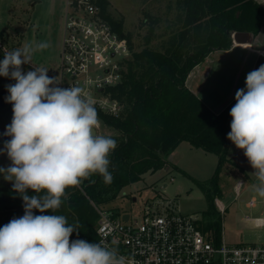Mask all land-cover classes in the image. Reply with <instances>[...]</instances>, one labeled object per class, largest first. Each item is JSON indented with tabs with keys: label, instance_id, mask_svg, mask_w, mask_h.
<instances>
[{
	"label": "trees",
	"instance_id": "obj_1",
	"mask_svg": "<svg viewBox=\"0 0 264 264\" xmlns=\"http://www.w3.org/2000/svg\"><path fill=\"white\" fill-rule=\"evenodd\" d=\"M99 6L102 16L122 38L127 39L131 50L122 82L108 89L111 97L123 106L122 114L113 117L96 109L99 119L117 132L116 136H111L117 141V147L109 156L108 170L113 179L106 184L102 176L93 174L79 186L68 188L67 199L62 200L61 207L55 212L40 213L34 209L33 214L64 215L77 230L70 239L94 243L98 210L114 203L120 192L139 181L143 174L166 168L178 169L169 158L182 142H188L219 158L209 180L193 181L207 201V210L199 222L200 229L213 236L216 243H221L223 218L216 201L223 197L222 170L226 165L237 167L229 158L232 142L227 138L232 121L229 113L236 100L217 115L187 87V80L212 53L232 49L234 33L249 32L258 36L264 28V6L254 0H183V25L163 51L149 47L155 35L153 23L144 39L145 47L135 51L132 37L123 30L124 20H115L109 15L108 0H99ZM204 21L209 31L203 44L183 55L185 47L194 45L191 44L195 42L193 33ZM263 60L259 59L257 69L264 64ZM7 94L6 87L0 93V149L11 139L3 135L13 117V112L5 117L2 114ZM10 164L6 152L0 153V167L6 168ZM27 194L36 195L32 190ZM19 195L13 190L12 183L0 175V227L24 215V202Z\"/></svg>",
	"mask_w": 264,
	"mask_h": 264
},
{
	"label": "clouds",
	"instance_id": "obj_2",
	"mask_svg": "<svg viewBox=\"0 0 264 264\" xmlns=\"http://www.w3.org/2000/svg\"><path fill=\"white\" fill-rule=\"evenodd\" d=\"M48 47L27 45L0 61V76L16 81L6 86L13 117L3 133L11 139L0 153L6 152L11 164L0 167V175L24 202V215L0 227V264H126L104 240L70 241L77 230L64 215L33 214L34 209L55 212L67 199L66 190L93 174L110 184L109 156L117 147L111 136L97 134L98 112L80 86H57L46 68L22 72L34 50ZM245 84L246 90L235 93L227 138L243 150L259 181L256 193L264 198V64L247 74Z\"/></svg>",
	"mask_w": 264,
	"mask_h": 264
},
{
	"label": "rangeland",
	"instance_id": "obj_3",
	"mask_svg": "<svg viewBox=\"0 0 264 264\" xmlns=\"http://www.w3.org/2000/svg\"><path fill=\"white\" fill-rule=\"evenodd\" d=\"M254 1L264 6V0ZM67 2L68 0H0V61L3 60L5 53L23 48L22 45H31L35 49L38 43L46 42L49 47L34 50L31 54V63L22 65L21 70L26 74L35 70V67H40L56 72L60 65ZM110 2L109 15L115 20H124L123 30L132 37L135 51L145 47L144 39L152 23L155 35L149 47L158 51L168 47L170 38L177 34L183 25L185 14L183 0H110ZM201 24L202 26L198 25L193 33L195 40L191 43L194 44L193 48L185 47L183 55L185 52L197 50L206 39L209 26H206L205 21ZM218 53L215 52L211 57L222 60L224 56ZM255 59L257 60L256 56L239 51L224 57L219 66V74L214 72L204 87L203 96L208 103L218 106L219 110L234 99L236 91L243 89L246 76L251 71ZM217 67L218 63H214L215 70ZM199 76L200 69L196 72L195 78ZM191 81L200 91V82L197 83L196 79ZM15 82L10 77L0 76V93L7 85ZM10 112L12 105L7 103L2 114L5 117ZM96 132L105 136L117 135L116 130L106 126L102 120ZM176 150L175 161L178 169H162L143 174L139 181L124 188L118 199L107 208L139 217L145 206L165 199L182 215L202 217L207 210V201L193 179L209 180L218 165V156L196 149L188 142H182ZM235 160L246 163L248 159L243 152ZM226 174L229 175V172ZM240 179L238 176L222 178L223 197L219 200L227 209L222 214L223 238L231 245H237L233 243L264 245V227L254 228L242 220L245 217L264 216V198L259 197L256 189L246 183L248 180ZM252 198L257 200L255 208L248 206Z\"/></svg>",
	"mask_w": 264,
	"mask_h": 264
},
{
	"label": "built area",
	"instance_id": "obj_4",
	"mask_svg": "<svg viewBox=\"0 0 264 264\" xmlns=\"http://www.w3.org/2000/svg\"><path fill=\"white\" fill-rule=\"evenodd\" d=\"M130 55L127 39L102 16L98 0H69L60 65L47 74L57 77L59 87L80 86L97 110L119 117L123 106L108 89L122 82ZM254 204L252 200L250 205ZM216 206L225 213L220 200ZM98 214L94 243L104 240L126 258V264H264V245H231L223 240L218 244L200 229L201 217L182 215L165 199L145 206L139 217L108 208ZM255 224L264 227V219Z\"/></svg>",
	"mask_w": 264,
	"mask_h": 264
},
{
	"label": "crops",
	"instance_id": "obj_5",
	"mask_svg": "<svg viewBox=\"0 0 264 264\" xmlns=\"http://www.w3.org/2000/svg\"><path fill=\"white\" fill-rule=\"evenodd\" d=\"M108 2H109V4H111L110 0H108ZM66 10H67V7H66ZM65 13H66V11H65ZM63 34H64V27H63ZM62 39H63V36H62ZM22 46L24 47V45H22ZM236 51H239L241 53H246L248 55H254V56H256L257 60L255 59L253 61L252 65H251L252 66L251 71L256 70L257 69V66H258L259 59L261 57L264 58V55H262V51L264 52V28L261 30V32L259 33L258 36H254V39H253V41L251 43H247V44H244V45H239V44H236L233 41V47H232V49H230L229 51H224V52H219V53L221 55H223L224 57H227V56H230L232 53H235ZM212 55H215V52L212 53L203 63H201L199 66H197L192 71V73L190 74V76L188 77V80H187V87L192 92H194L196 94V96L200 99V101H202L213 113L219 115V114H221L228 107V105H231L232 102H234L235 98L232 99L231 101L227 102L225 105H223V107H221V109L217 110V107L218 106L215 107L214 104L212 105V104L208 103V101L203 96V90H204V87L207 86L209 78L211 77V75L214 72H216L217 74H219V66L221 65V62H223V59H224V57H223L222 60L221 59H217V58L216 59H213L211 57ZM214 63H218V67H217L216 70H215L216 67L214 68ZM203 65H205V66L203 67ZM198 69H200V76H199L200 79L198 77L195 78V74L198 71ZM194 79H196L197 83L200 82V91H199V89H197V85L193 81H191V80H194ZM243 89L246 90V84L244 85ZM176 151L170 156L169 162L173 166H175L176 168H178L177 165H176L177 164L176 163L177 161H175ZM242 154H243V150L238 149L232 143V145L230 147V150H229V158L231 159L232 163L236 164V166L238 168H240L242 171L240 173V171H239V169L237 167H233V166L226 165V167L222 170L221 184H222V178L225 177V176H234V177L235 176L236 177L238 176L239 179L241 178L242 180H245V181L248 180V182H246V183L249 184L251 188H255L256 189V187L259 184V181L257 180L256 176L253 174L254 169L252 168V166L249 163V161L247 160L246 163H242V161H239L240 162L239 163V162H237V160H235V159L239 158ZM218 161H219V158H218ZM166 170H170V169L169 168H166ZM227 172H229V175H227V174L225 175V173H227ZM252 200L255 201V204L252 206V205H250V202H249L248 206L249 207H254V208L257 207L256 206L257 205L256 204L257 203V200L255 198H252ZM226 210H225V212H226ZM257 219H264V216L245 217L242 220L244 222L250 223L251 225H253L254 228H260V227H257L256 224H255V221ZM223 233H224V230L222 232V240L225 241V238H223ZM226 243H229V242H226ZM229 244H231V243H229ZM233 244L241 245L243 243H240V244L239 243H233Z\"/></svg>",
	"mask_w": 264,
	"mask_h": 264
},
{
	"label": "water",
	"instance_id": "obj_6",
	"mask_svg": "<svg viewBox=\"0 0 264 264\" xmlns=\"http://www.w3.org/2000/svg\"><path fill=\"white\" fill-rule=\"evenodd\" d=\"M253 39H254L253 34H251L249 32H236L233 35V41L239 45L251 43L253 41ZM134 201H136V199H134ZM128 217H129L128 215H125L123 218H124V220H127Z\"/></svg>",
	"mask_w": 264,
	"mask_h": 264
}]
</instances>
